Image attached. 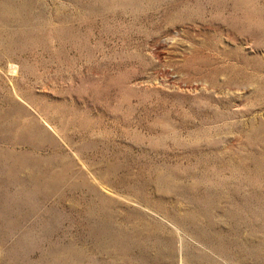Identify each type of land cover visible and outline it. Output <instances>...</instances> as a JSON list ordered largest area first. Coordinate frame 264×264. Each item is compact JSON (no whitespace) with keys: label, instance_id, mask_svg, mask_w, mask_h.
I'll use <instances>...</instances> for the list:
<instances>
[{"label":"rangeland","instance_id":"rangeland-1","mask_svg":"<svg viewBox=\"0 0 264 264\" xmlns=\"http://www.w3.org/2000/svg\"><path fill=\"white\" fill-rule=\"evenodd\" d=\"M0 264H264V0H0Z\"/></svg>","mask_w":264,"mask_h":264}]
</instances>
